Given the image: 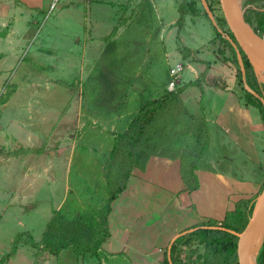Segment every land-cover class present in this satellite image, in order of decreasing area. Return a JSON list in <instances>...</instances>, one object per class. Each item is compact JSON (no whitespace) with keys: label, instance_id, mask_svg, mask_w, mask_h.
I'll return each instance as SVG.
<instances>
[{"label":"rangeland","instance_id":"obj_1","mask_svg":"<svg viewBox=\"0 0 264 264\" xmlns=\"http://www.w3.org/2000/svg\"><path fill=\"white\" fill-rule=\"evenodd\" d=\"M50 5L20 19L28 33L7 59L0 40V53L5 52L0 54V260L6 259L5 264H66L70 249L53 262L39 245L53 213L64 207L103 209L134 169H143L147 155L175 152L163 147L161 122L139 138L140 153L125 139L111 156L119 138L114 124L111 128L104 121H114L123 98L143 95L148 87L167 95L169 69L177 64L184 67L186 88L172 106L183 115L206 116L208 95L203 102L201 95L207 81L227 75V87L240 89L236 66L223 63L217 53L221 46L211 23L201 14L178 22L189 0H53ZM219 14L213 15L217 25L227 30ZM187 64L198 73L200 66L210 68L191 89L187 82L194 73ZM245 78L250 83L249 70ZM89 104L107 111L106 118L96 123L84 119ZM157 115L163 112L158 109ZM255 122L257 130L264 124L258 113ZM152 135L154 140L147 139ZM189 157H183L185 177L191 174ZM207 157L190 160L195 168L213 169ZM258 181L263 185L264 170ZM235 207L240 210L243 204ZM233 213L227 225L239 233L244 219ZM214 222L200 227H214L208 226ZM194 243L188 245L202 254L205 247Z\"/></svg>","mask_w":264,"mask_h":264},{"label":"crops","instance_id":"obj_2","mask_svg":"<svg viewBox=\"0 0 264 264\" xmlns=\"http://www.w3.org/2000/svg\"><path fill=\"white\" fill-rule=\"evenodd\" d=\"M52 1L0 0V40L6 45V54H0H5L4 58L14 53L13 49L28 33L25 34L20 19L25 14L32 17L33 13L44 12ZM187 66L194 73V79L187 82L190 83V89L197 86L194 82L205 71H210V68L200 66L201 71L198 73L190 64ZM226 76L218 78L225 80L223 77ZM182 80L176 88L177 94L186 88ZM205 86L207 91L202 90L201 100L203 102L206 92L208 102L205 103L206 116L202 119L196 118L193 113L183 115L180 108L172 106L178 99L165 101L159 106L163 116L158 115L153 125L147 128H151L153 133V126L162 122L163 147L175 152L147 155L143 169L135 168L134 173L126 178L125 185L111 203L109 236L101 249V254L106 256L102 259L103 264H162L164 252L176 235L200 228L205 222H223L228 214L236 210V203H242L241 209L245 211L260 193L262 185L258 180L264 170V124L257 130V110L246 107L239 99V91L227 85V89L208 82H205ZM133 90L134 86L131 87ZM163 96L162 91L148 87L143 95L135 93L131 98L127 97L128 100L123 98V109L117 111L119 113L114 115V121L106 118L107 111L92 110L89 104V109L84 111V119L96 123L98 118L100 121L106 118L104 123L110 124L111 128L114 124L117 138H120L127 134L146 103L157 101ZM153 135L147 139L154 140ZM137 149L140 153L143 146L141 148L139 143ZM185 153L190 155L187 160L191 164L190 177L183 175ZM205 154L214 168H195L190 159ZM182 246L179 245L178 250H186ZM69 253L66 251V264H83L87 261H79L73 252ZM121 255L123 259L119 260ZM60 256L62 258L63 252ZM56 259L54 257L53 262Z\"/></svg>","mask_w":264,"mask_h":264},{"label":"trees","instance_id":"obj_3","mask_svg":"<svg viewBox=\"0 0 264 264\" xmlns=\"http://www.w3.org/2000/svg\"><path fill=\"white\" fill-rule=\"evenodd\" d=\"M206 2L213 15L217 14V11H219V16L221 18L220 21H222L223 26L227 28V30H224V28H222L219 24L218 26L223 30L225 34H227L232 40H234L224 20L220 0H206ZM244 6H254L258 9H263V11H255L249 9L246 15V21L248 24L253 26L254 30L258 32L259 35L264 36V0H245ZM179 12V23H182L185 17H187L188 15L195 18L198 17L199 14L203 15L211 23L208 18V15L204 11L200 3V0L193 1L192 4L188 5V8H186L185 11ZM253 20L254 24L252 22ZM212 28L215 33L214 39L218 40L219 46H221L217 49V53L222 57L223 63H232L236 66V76L238 80V85L240 87L238 92L240 94L239 99L243 101L246 107L255 108L259 113L261 120L264 122V107L261 101L244 89L242 73L238 64L234 48L227 40L223 38L220 33L217 32L216 28L213 25ZM227 51L231 53V56L227 57ZM242 58L245 70H249L251 73V81L250 83L249 81L247 82L248 86L260 97H264V86L260 85L257 82L252 67L250 66L244 54H242ZM199 81L200 77L194 82V85L198 84ZM207 82L212 84L213 86L219 88L223 86V88L227 89L225 81L221 78L213 79ZM178 94L175 93V91L168 92L167 95H164L159 100L146 103L140 109L139 115L130 125L127 134L120 136V141L118 140L119 142L117 141V143L114 145L113 150L111 152V156L114 155L115 151L117 150L116 146L119 145L121 140L123 145L124 140L127 139L130 141L132 146H138V144L140 143L139 138H141L142 134L146 131L149 125H153L156 118L158 117L157 114L159 106H162L165 101L173 102L177 100ZM263 186L264 183L261 187V191L263 189ZM116 195H112L111 198H109L106 206H104L103 209L88 206L84 209L72 210L71 208L66 209L64 207L54 212L47 226V229L43 233L42 239L40 240L39 245L40 248L43 250V254L46 253L51 257L58 258L63 251L70 249L76 256V258L79 259V261H85L92 258L96 261V264H103L102 259L106 256L101 254V249L102 244L109 236L108 216L111 211V203L116 198ZM252 208L253 204L250 208L247 207L245 211H243L242 209H236L234 211L235 214H240L241 217L244 219L243 230L246 228L249 222ZM231 215L228 214L226 220L223 222H214L212 225H209V223L208 226L223 227L229 230H233L232 227H229L227 225V219ZM243 230L241 232H243ZM214 232L215 231L197 230L196 232L190 235L178 239L171 247L170 251L172 264H239V239L231 234L220 231L218 232L223 234L222 237H211L212 233ZM198 233L199 237L197 239ZM194 236L196 237V239H193ZM191 240L195 241L194 245L202 244L203 247H205L204 252L202 254H200L194 246L192 247L188 245L189 241ZM182 244L183 249L186 248V250L180 251L178 250V246ZM32 245L33 247H35V244ZM7 259H9V256ZM120 259H123L122 255L119 256V260ZM5 263L6 259L0 260V264ZM162 264H169L167 258V251L164 252ZM258 264H264V245L258 257Z\"/></svg>","mask_w":264,"mask_h":264},{"label":"water","instance_id":"obj_4","mask_svg":"<svg viewBox=\"0 0 264 264\" xmlns=\"http://www.w3.org/2000/svg\"><path fill=\"white\" fill-rule=\"evenodd\" d=\"M201 5L208 15L212 25L216 28L225 40H227L235 50L238 64L242 73V81L244 89L261 101L264 107V97H260L247 84L245 78V67L242 54L245 55L250 66L252 67L257 82L264 86V36L259 35L245 18V11L251 8L260 11L256 7H244L245 0H220L224 20L230 33L232 40L217 25V22L210 11L206 0H200ZM197 230L220 231L231 234L239 239L238 261L239 264H258V257L264 245V186L253 202L252 212L246 228L241 233L223 228V227H200L193 230H187L176 235L170 242L167 249V258L169 264L171 262V247L173 243L180 237L191 234Z\"/></svg>","mask_w":264,"mask_h":264},{"label":"built area","instance_id":"obj_5","mask_svg":"<svg viewBox=\"0 0 264 264\" xmlns=\"http://www.w3.org/2000/svg\"><path fill=\"white\" fill-rule=\"evenodd\" d=\"M184 71L183 65L177 64L175 67H172L169 71L170 81L168 83V90L171 92L175 91L177 86L182 80V73Z\"/></svg>","mask_w":264,"mask_h":264},{"label":"flooded vegetation","instance_id":"obj_6","mask_svg":"<svg viewBox=\"0 0 264 264\" xmlns=\"http://www.w3.org/2000/svg\"><path fill=\"white\" fill-rule=\"evenodd\" d=\"M194 0H189V4H192ZM201 3V2H200ZM244 7H247V6H244ZM251 9V8H248L246 11H245V18H246V15H247V12L248 10Z\"/></svg>","mask_w":264,"mask_h":264}]
</instances>
